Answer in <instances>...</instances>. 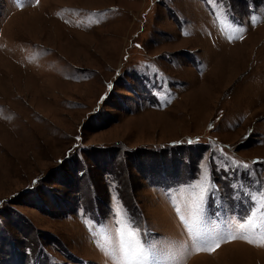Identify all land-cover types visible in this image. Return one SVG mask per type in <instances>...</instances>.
<instances>
[{
    "label": "rangeland",
    "instance_id": "1",
    "mask_svg": "<svg viewBox=\"0 0 264 264\" xmlns=\"http://www.w3.org/2000/svg\"><path fill=\"white\" fill-rule=\"evenodd\" d=\"M261 193L264 0H0V264H264Z\"/></svg>",
    "mask_w": 264,
    "mask_h": 264
},
{
    "label": "snow or ice",
    "instance_id": "2",
    "mask_svg": "<svg viewBox=\"0 0 264 264\" xmlns=\"http://www.w3.org/2000/svg\"><path fill=\"white\" fill-rule=\"evenodd\" d=\"M259 203L261 208L264 209V193L260 194ZM236 238L235 236L228 237V239ZM248 242L253 243L251 240ZM194 243L204 244L206 241L198 237ZM219 246V242H214L208 247H197L195 250L211 253ZM256 246H264V231L260 232L259 244ZM109 258L112 259L113 264H146L148 259L144 245L140 243L135 230L130 227L127 231H120L118 233L112 252L109 253Z\"/></svg>",
    "mask_w": 264,
    "mask_h": 264
}]
</instances>
